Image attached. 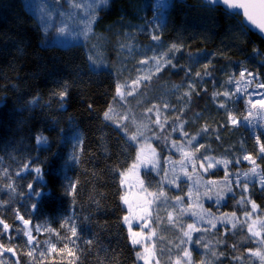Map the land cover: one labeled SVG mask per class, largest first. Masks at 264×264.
I'll list each match as a JSON object with an SVG mask.
<instances>
[{"label": "trees", "instance_id": "1", "mask_svg": "<svg viewBox=\"0 0 264 264\" xmlns=\"http://www.w3.org/2000/svg\"><path fill=\"white\" fill-rule=\"evenodd\" d=\"M88 5L0 0V221L9 226L0 225V264H144L120 189L138 138L160 153L142 174L147 190L163 193L152 202L158 262L264 264L255 255L264 254V133L252 137L229 119L247 106L240 72L264 83V40L239 14L202 0ZM217 191L225 192L218 203ZM249 214L263 220L261 237L249 231ZM188 224L200 229L191 240Z\"/></svg>", "mask_w": 264, "mask_h": 264}, {"label": "rangeland", "instance_id": "2", "mask_svg": "<svg viewBox=\"0 0 264 264\" xmlns=\"http://www.w3.org/2000/svg\"><path fill=\"white\" fill-rule=\"evenodd\" d=\"M87 1V0H85ZM94 2L93 8H98L102 2L100 0H92ZM159 2H167L168 0H158ZM77 2V1H75ZM80 4V2H79ZM87 12H92L90 8H87ZM71 20L75 21L73 18ZM50 22V21H49ZM62 26V27H61ZM85 20L81 22V27H85ZM61 27V28H60ZM59 33L64 32L67 27L64 26V17L59 21L58 24ZM155 66L152 67H161L168 63V60L154 61ZM157 64V65H156ZM244 71V70H242ZM239 96L246 97V108L242 111L240 115L233 116L239 120V123L235 125H244L249 128L252 137H257L260 132L264 133V109H261L259 105L256 108L252 107V104L258 100H264V83L255 76H249L245 72L243 78L240 77L238 81ZM252 112V116H248L249 112ZM232 116V115H231ZM245 117H248L245 119ZM231 122V120H230ZM175 130L177 128H174ZM178 130V129H177ZM138 153L140 152L141 146L144 147V155L154 159V163L139 164L138 167H133L137 164V157L130 165L129 169L124 171L122 176V182L120 183V189L122 191V200L126 208V215L129 217L131 222V229H129L130 235L132 232L142 233L138 236L137 239L141 240L140 244H133L138 249V260L144 264H160L156 259L155 250H154V238L155 231L152 224V202L153 195L146 189L145 184L142 181V174L145 170L155 169L159 163V150L155 147L153 142L148 138H138ZM154 150V157L152 154ZM137 153V155H138ZM125 198L127 203H125ZM151 201V203H148ZM147 209V212L143 211ZM143 217V219H141ZM249 225L252 228L253 233H259L257 237H261V225L263 220L256 217L255 215L249 214L247 218ZM129 228V223L125 221ZM132 240V236H131ZM147 249V251H145ZM143 257V258H142Z\"/></svg>", "mask_w": 264, "mask_h": 264}, {"label": "snow or ice", "instance_id": "3", "mask_svg": "<svg viewBox=\"0 0 264 264\" xmlns=\"http://www.w3.org/2000/svg\"><path fill=\"white\" fill-rule=\"evenodd\" d=\"M100 2H102V3H106L107 0H100ZM207 2H208V4L211 5V6H215V5H217V4H222V5L226 6V8H228V9H239V10H242V14H243V16H244L248 21H251L253 24L257 25L262 31H264V0H260V2H259V10H260V11H259V16L261 17V19H259V20L257 19V5L254 4V3H251V2H242V0H207ZM88 7L91 8V7H93V5H88ZM91 23H92V20H89V21L87 22V25H86L87 30H90ZM86 34H87V32H85V35H86ZM153 39L158 40V39H159V36H154ZM172 50H176V46H175V45L172 46ZM158 70H159V69H158ZM246 71H247V70L245 69L244 71H241V72H240V76H241V78H243V77L245 76V72H246ZM197 75H199V73H197ZM248 75L251 76L252 73H248ZM237 91H239V89H237ZM58 95L60 96L61 99H63L64 97L67 96V92H66V91H63V92L58 93ZM223 95L228 96L229 94H228L227 92H225ZM257 105H259V107H260L261 109H264V100H258V101H256V102H254V103L252 104V107H253V108H256ZM252 115H253V113L250 111V112L248 113V116L250 117V116H252ZM105 117H106L107 119H112V117L109 115L108 112L105 113ZM247 118H248V117H245V119H247ZM229 119L231 120V123H232L233 125L239 123V120H238L237 118L231 116V115L229 116ZM157 123H158V124L160 123L159 119H157ZM174 130H175V129H174ZM185 135H186V134H185ZM130 138H131L133 141H136V140H137V136H135V135H133V136L130 137ZM193 139H194V138H193ZM37 140H38V143H40V142H44V143H46L47 138L41 136V137H38ZM174 146H175V145H174ZM261 151L264 152V143L261 144ZM152 154H153V157H154V150H152ZM184 155H185V156H190L191 154H190V153H185ZM243 159H245V160H251L252 157H251L250 155H245V156L243 157ZM141 163H144L145 165H146V164H149V163H154V159L149 158V157H147V156L144 155V147H143V146H141L140 152H139L138 155H137V164L133 165V167H138L139 164H141ZM216 163H217V164H224V165L226 166L228 162H226V161H217ZM253 163H255V162L253 161ZM29 165H30V162L24 164L22 167H23L24 170H27V169L29 168ZM214 166H215V165H213V164H211V162H209V167H214ZM193 168H195V165H193ZM204 170L207 171L208 169L205 168ZM34 171H35L36 173H40V172H41V169H40L39 167H35V168H34ZM250 174H256V168H255V167H253V168L250 170V172H245V173H243V175H244L245 177L249 176ZM170 182H171V183H175L176 181H175V179H173V180L170 181ZM236 183H237V184H241V181H240V179H239V176H237ZM261 184H262V186H264V177H261ZM6 187H8L9 189H13V190H14V186H13V184H11V183L8 184V185H6ZM27 187H28L29 189H32V184H28ZM73 187H74V186H73ZM242 187L244 188L245 191H247V184H243ZM231 190H232L231 188H228V189H227V191H231ZM32 194L35 195V196H40V195H41V193H40L39 191H35V190H33V193H32ZM152 195L154 196L155 199H159L160 196L163 195V193H160L159 195H157V194H152ZM205 195H208V193L206 192ZM224 195H225V192H224V191H217V192H215V196H216V198H217V203H218L221 199H223ZM176 199H177V201H179L181 198H180V197H177ZM244 199H245L244 197H241V202H242V203L244 202ZM127 202H128V201H127V199L125 198V203H127ZM148 203H151V201H148ZM31 207H32V208H36V204L33 203V204L31 205ZM252 207H253V208L256 207V205H255L254 202L252 203ZM143 211L147 212V209L145 208ZM197 215L200 217V219H203V216H202L200 213H197ZM209 215H211V214L209 213ZM232 215H233V217H235V213H233ZM170 218H171V217H170ZM19 219L23 220L24 224H26V225L31 223V221H29V220H24V218H23L22 216L19 217ZM141 219H143V217H141ZM221 219H228V218L225 216V217H221ZM124 220L127 221V222L129 223V229H131V222L129 221V217H128V216H125V217H124ZM209 224H210L212 227H215V224H214L211 220H209ZM0 225H2L4 229H8V227H9V226H8L6 223H4L3 221H0ZM62 226H63V225H62ZM235 226H236V225L233 224V227H235ZM187 229H188V231H185V232H184V235H185L186 237H188L189 240H191V233H192L193 231H200V229H199V228H196V226H195L194 224H188V225H187ZM37 230H38V229H37ZM70 231H71V235H72V236H76L77 233H76V228H75L74 226L70 228ZM249 231H252L251 226L249 227ZM140 235H142V233H135V232H132V233H131V236H132V243H133V244H140V243H141V240H140V239H137V237L140 236ZM254 235H259V233H254ZM27 236H28V241H29V242H32L33 237H32V235H31L30 232L27 233ZM197 242H199V241H197ZM89 243H90V242H89ZM0 248H3V245H0ZM6 251L12 252L13 249L8 248V249H6ZM145 251H147V249H145ZM29 255H31V253H29ZM189 255H190V253H189L188 251H185V252H184V256H185V257H187V256H189ZM255 255L259 256L262 260H264V254H262L259 250H257V251L255 252ZM142 258H143V257H142ZM177 264H179V261H177Z\"/></svg>", "mask_w": 264, "mask_h": 264}, {"label": "water", "instance_id": "4", "mask_svg": "<svg viewBox=\"0 0 264 264\" xmlns=\"http://www.w3.org/2000/svg\"><path fill=\"white\" fill-rule=\"evenodd\" d=\"M204 3H207V0H202ZM242 2H251L257 5V19H261L259 16V2L260 0H242ZM215 6H220L224 8L225 10L229 11L230 13L239 14L242 17V22L245 26H247L252 32L257 33L263 40H264V31H262L257 25L253 24L251 21H248L242 14V10L239 9H228L226 6L222 4H217Z\"/></svg>", "mask_w": 264, "mask_h": 264}]
</instances>
